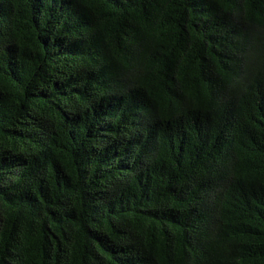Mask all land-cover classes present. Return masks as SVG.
<instances>
[{"label":"trees","instance_id":"1","mask_svg":"<svg viewBox=\"0 0 264 264\" xmlns=\"http://www.w3.org/2000/svg\"><path fill=\"white\" fill-rule=\"evenodd\" d=\"M0 264H264V0H0Z\"/></svg>","mask_w":264,"mask_h":264}]
</instances>
